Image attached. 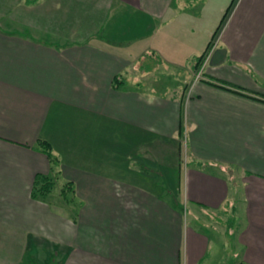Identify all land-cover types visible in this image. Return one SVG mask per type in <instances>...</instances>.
<instances>
[{
  "label": "crops",
  "instance_id": "0c3cea01",
  "mask_svg": "<svg viewBox=\"0 0 264 264\" xmlns=\"http://www.w3.org/2000/svg\"><path fill=\"white\" fill-rule=\"evenodd\" d=\"M13 1V25L0 20V264H46L41 250L58 254L48 264H264V0ZM38 19L43 36L25 29ZM189 40L200 76L177 94L145 87L135 52L179 66L164 48ZM180 137L181 210L132 178L142 148ZM51 165L74 185V214L31 197ZM218 212L232 214L230 262L201 227L220 231Z\"/></svg>",
  "mask_w": 264,
  "mask_h": 264
},
{
  "label": "rangeland",
  "instance_id": "374dc122",
  "mask_svg": "<svg viewBox=\"0 0 264 264\" xmlns=\"http://www.w3.org/2000/svg\"><path fill=\"white\" fill-rule=\"evenodd\" d=\"M7 2H4L3 0H0V20H4L7 23H10L11 21V25H13L12 23V19H13V13H14V1L13 0H5ZM69 1V0H68ZM232 2V0L230 1ZM68 3V2H67ZM17 10V9H16ZM33 13L36 14L37 18H39V16L42 17V21L44 18V16L42 15V11L40 10H35ZM70 14V13H69ZM224 14V13H223ZM73 17L76 16H69L68 17V22L72 23V20L75 19ZM222 18V16H221ZM72 19V20H71ZM41 20V19H40ZM40 20H35L37 22V24H35V22H33V25H31V27L29 28H25L26 30H28L29 33H33L36 35H40L43 36L40 33H44L43 28L46 30H49L48 27H42V25H40L38 22H40ZM92 22V21H91ZM220 22V21H219ZM38 25L41 27L39 28ZM91 26L89 21L85 22V25L81 27V30L84 32L86 31H90L91 28H87ZM55 27V26H53ZM71 27H73L71 25ZM203 27H207L206 25H204ZM197 28V32H203V30H205L206 28ZM9 30H12L11 27H6ZM51 28V27H50ZM69 29V28H68ZM108 28L107 27H103L102 30L106 31ZM176 29H178V27H176ZM70 30H68L69 32ZM107 33V32H106ZM58 35V34H57ZM188 38V37H187ZM190 43H175V47L173 48L176 53H174V51L172 49H170L171 51H169V49L167 47L164 48V52L163 53H167V58H168V54H170L171 56L176 57L173 61L178 62V65H170L167 64V62H164L165 60H161L158 59L156 56H152L149 55L148 53H144L145 56L142 57V53L139 52H135L136 47H137V43H134L132 51L133 53L135 52V55H137L136 60H139V64L138 67L141 69H146L148 71V75H146V79H147V87L149 90L151 91H156V93L159 94H165V95H172V94H177L178 90L180 88H177L178 86H182L183 83H185L186 81H188V79H191L192 77L194 78H198L200 76V68H201V63H202V59L199 57V59H195L197 54L194 55H190L188 56L189 51H194L199 44L197 43H191L192 41L189 40ZM144 43H141V46H143ZM143 48V47H142ZM140 50V49H139ZM166 58V59H167ZM161 63L164 62L165 65L164 66H158L157 63ZM151 67V68H150ZM187 79V80H186ZM177 88V89H176ZM180 92V90H179ZM181 140L179 142V145L177 143V141L175 142H170V141H165L164 139H158V141H156V146L157 149L153 150V146L147 145L146 148H142V150L140 151L139 154H143L147 157V159L143 158L138 160L139 158H133V164L135 165V167H133V171H132V178L134 181L138 182V183H142L145 185H150L152 186L154 189L160 190L161 194L163 195V198L167 201H170V199H173V197L175 196L176 198H174V206H180V210H181V197L180 195L177 194L178 192V188L176 186L179 175L181 174L182 169L188 164L191 166L192 163L189 162L188 160V156L186 154V150H185V144L183 141V138L180 137ZM183 141V142H182ZM137 142V141H136ZM133 143V149H135V143ZM181 142V144H180ZM177 143V146H176ZM136 151V150H135ZM152 159H156V161H159L160 163H164L165 165L174 163L175 165H172L171 167H165L163 165L160 166V170L158 168V166L156 167L150 160ZM137 160V162L135 161ZM154 161V160H152ZM139 166L143 167L142 169L144 171H140L139 168H137ZM210 166H207V168H209ZM137 168V169H136ZM213 169H216V167H212ZM218 169V168H217ZM136 170H139V172H137ZM217 171V170H216ZM53 174V173H52ZM58 173L54 174V184L53 187L51 188L50 192L47 193L48 196L46 197V199L44 201H46L47 203L51 204V206H53L54 209H58L61 211H66L67 213L69 212L70 214H74L75 212V195L73 193V201H66L64 195L67 194V196L71 195V192H66L65 194H61L60 190L62 188V186L64 185V180L59 179V177H57ZM153 177H156V180H153ZM66 196V195H65ZM179 203V204H178ZM68 205V208H67ZM67 208V209H66ZM232 214L231 212H229L228 214L225 212H218V213H213L210 216H208V220L211 221V223L213 224V226H216L217 229H221L224 231L222 232L221 230H213L212 227H208V226H204L201 225V227L203 229H205V231L207 233H212L210 238L212 237L213 241L212 243H214L216 245V247L214 246L213 248V258L214 260L217 259L219 257L220 254L222 253H227V255L225 254V257L223 256V259H228L229 262L230 260H232V248H233V244L230 242L231 241V234L228 232L231 227V219H232ZM229 227V228H228ZM214 232H219V235H216ZM216 236V237H215ZM224 241L227 244L226 249L227 250H221L218 247L219 242ZM40 257L42 258L43 255L48 256V259H51V256L53 259H57L58 254L55 253L54 250H51L50 253L44 254V251H40L39 252ZM46 262V264L50 263L51 261ZM215 262V261H214ZM221 264H224L223 262H221ZM230 264V263H228Z\"/></svg>",
  "mask_w": 264,
  "mask_h": 264
},
{
  "label": "trees",
  "instance_id": "16d2710c",
  "mask_svg": "<svg viewBox=\"0 0 264 264\" xmlns=\"http://www.w3.org/2000/svg\"><path fill=\"white\" fill-rule=\"evenodd\" d=\"M224 15L225 14H223L222 19L224 18ZM199 57L201 58V55L198 56L196 59L198 60ZM209 83H211L215 86L233 91L235 93H239V94H242L245 96L256 98L258 100H263L261 98L255 97L251 94H248V93L242 91L241 89H239L237 87H233V86L227 85V84L222 83V82L209 81ZM113 85L116 86L117 82L115 81L113 83ZM37 147L47 154L51 164H53V165L57 164V159L51 155L50 145L47 141L38 140L37 141ZM196 165H198L201 168H207V166H210V163L207 161H202V162L197 163ZM51 169H52V172L49 175H42V174H36L35 175L32 186H31V197L36 198V199H41V200L46 199V197L48 196L47 193H49L51 188L53 187V184H54V177L53 176H54V174H56V171H54V169L52 168V165H51ZM60 192L62 195L65 194L66 192H71L70 196H67V194H65L66 196L64 195V197H65L66 201H71V200L73 201L72 197H73V193H74V185L71 181L64 182V185L62 186ZM51 258H52V256H51Z\"/></svg>",
  "mask_w": 264,
  "mask_h": 264
},
{
  "label": "built area",
  "instance_id": "2783aa9c",
  "mask_svg": "<svg viewBox=\"0 0 264 264\" xmlns=\"http://www.w3.org/2000/svg\"><path fill=\"white\" fill-rule=\"evenodd\" d=\"M204 56H205V54H204ZM201 66H202V63H201Z\"/></svg>",
  "mask_w": 264,
  "mask_h": 264
}]
</instances>
